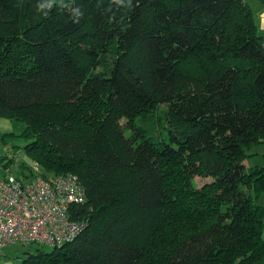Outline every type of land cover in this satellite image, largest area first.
<instances>
[{"label": "trees", "instance_id": "16d2710c", "mask_svg": "<svg viewBox=\"0 0 264 264\" xmlns=\"http://www.w3.org/2000/svg\"><path fill=\"white\" fill-rule=\"evenodd\" d=\"M0 117L24 123L40 168L17 177L86 189L84 230L15 264H264V165L247 162L264 35L247 0H0Z\"/></svg>", "mask_w": 264, "mask_h": 264}, {"label": "built area", "instance_id": "2783aa9c", "mask_svg": "<svg viewBox=\"0 0 264 264\" xmlns=\"http://www.w3.org/2000/svg\"><path fill=\"white\" fill-rule=\"evenodd\" d=\"M85 200L86 189L72 173L0 175V249L16 243L59 248L71 242L86 227L72 218V207Z\"/></svg>", "mask_w": 264, "mask_h": 264}, {"label": "rangeland", "instance_id": "374dc122", "mask_svg": "<svg viewBox=\"0 0 264 264\" xmlns=\"http://www.w3.org/2000/svg\"><path fill=\"white\" fill-rule=\"evenodd\" d=\"M162 109H165V107L162 106ZM23 128L24 123L19 120L0 117V161L2 163H6L7 159L12 156L11 153L15 155L13 161L10 163V166L7 169L3 166H0V175L6 172H10L15 176H21V169H24V172L28 173V169L32 168L33 166L38 171L40 170V168L37 165H34V163L26 161L24 146L27 143V140L21 136ZM161 132L163 133V135H166L167 133L164 128L161 129ZM262 152H264V146L262 145H254L248 150V153H257L252 154L248 157L247 162L249 167L255 165H264V156H262ZM5 157H7L6 160H3L5 159ZM22 164H25L27 167L22 168ZM210 180V175L201 173L194 176L191 183L195 187H200L203 183ZM260 197L261 199L259 201V204L264 205V194H261ZM37 247H40L44 250L51 249L50 246L43 244H29L28 246H25L16 243L7 245L0 249V264H15L20 258L25 255L27 249L34 250Z\"/></svg>", "mask_w": 264, "mask_h": 264}, {"label": "crops", "instance_id": "0c3cea01", "mask_svg": "<svg viewBox=\"0 0 264 264\" xmlns=\"http://www.w3.org/2000/svg\"><path fill=\"white\" fill-rule=\"evenodd\" d=\"M247 2L251 6L252 11L254 13L256 25L259 32L264 35V0H247ZM260 199L261 197H259V201Z\"/></svg>", "mask_w": 264, "mask_h": 264}]
</instances>
